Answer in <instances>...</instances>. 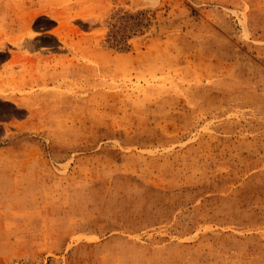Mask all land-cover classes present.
<instances>
[{
    "label": "rangeland",
    "instance_id": "374dc122",
    "mask_svg": "<svg viewBox=\"0 0 264 264\" xmlns=\"http://www.w3.org/2000/svg\"><path fill=\"white\" fill-rule=\"evenodd\" d=\"M0 39V264H264V0H0Z\"/></svg>",
    "mask_w": 264,
    "mask_h": 264
},
{
    "label": "bare ground",
    "instance_id": "6f19581e",
    "mask_svg": "<svg viewBox=\"0 0 264 264\" xmlns=\"http://www.w3.org/2000/svg\"><path fill=\"white\" fill-rule=\"evenodd\" d=\"M9 40L7 39H0V54H4L5 52L9 51V48L7 47V43Z\"/></svg>",
    "mask_w": 264,
    "mask_h": 264
},
{
    "label": "crops",
    "instance_id": "0c3cea01",
    "mask_svg": "<svg viewBox=\"0 0 264 264\" xmlns=\"http://www.w3.org/2000/svg\"><path fill=\"white\" fill-rule=\"evenodd\" d=\"M47 7H45V6H42L41 8H40V13H47ZM39 13H37L36 15H38Z\"/></svg>",
    "mask_w": 264,
    "mask_h": 264
}]
</instances>
